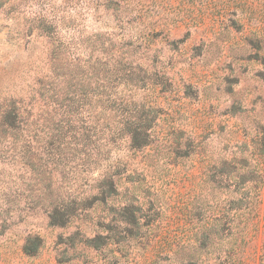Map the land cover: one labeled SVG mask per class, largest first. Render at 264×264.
Here are the masks:
<instances>
[{
	"label": "rangeland",
	"instance_id": "374dc122",
	"mask_svg": "<svg viewBox=\"0 0 264 264\" xmlns=\"http://www.w3.org/2000/svg\"><path fill=\"white\" fill-rule=\"evenodd\" d=\"M263 247L264 0L0 6V264H261Z\"/></svg>",
	"mask_w": 264,
	"mask_h": 264
},
{
	"label": "trees",
	"instance_id": "16d2710c",
	"mask_svg": "<svg viewBox=\"0 0 264 264\" xmlns=\"http://www.w3.org/2000/svg\"><path fill=\"white\" fill-rule=\"evenodd\" d=\"M7 2L8 0H0V6L2 5L4 6ZM131 124L133 125L134 123H131ZM137 124L138 125L141 124V121H138ZM137 124H134V125H137ZM143 126L144 127L141 128L142 129L141 132L138 131L139 128L131 130V128L129 129V127H127L128 128L127 130L129 132L128 134L130 136V147L132 149L137 150V149H140L148 145V135L146 131L149 125L148 126L143 125ZM256 184L262 185V178L258 182H256ZM27 254H30V253H27ZM263 255H264V247H263ZM261 264H264V258Z\"/></svg>",
	"mask_w": 264,
	"mask_h": 264
}]
</instances>
